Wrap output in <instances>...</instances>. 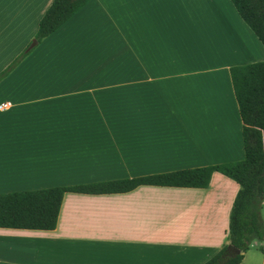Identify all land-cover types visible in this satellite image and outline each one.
I'll list each match as a JSON object with an SVG mask.
<instances>
[{
	"label": "crops",
	"instance_id": "0c3cea01",
	"mask_svg": "<svg viewBox=\"0 0 264 264\" xmlns=\"http://www.w3.org/2000/svg\"><path fill=\"white\" fill-rule=\"evenodd\" d=\"M51 2L0 0V74ZM263 61L230 0H88L0 81V194L241 161L230 69ZM238 190L214 172L204 189L65 193L53 230L0 228V264H203ZM240 264H264V240Z\"/></svg>",
	"mask_w": 264,
	"mask_h": 264
},
{
	"label": "trees",
	"instance_id": "16d2710c",
	"mask_svg": "<svg viewBox=\"0 0 264 264\" xmlns=\"http://www.w3.org/2000/svg\"><path fill=\"white\" fill-rule=\"evenodd\" d=\"M87 1L52 0L38 22L34 36L36 44L73 17ZM230 2L264 48V0ZM31 50L27 46L0 74V81ZM230 79L242 124L244 157L241 161L131 179L0 194V228L53 230L65 193H125L139 186L204 189L209 185L211 175L217 172L234 181L239 190L229 213L227 243L203 264H240L251 242L264 240V224L260 217L264 201V61L232 67ZM228 247L238 253L227 257Z\"/></svg>",
	"mask_w": 264,
	"mask_h": 264
},
{
	"label": "water",
	"instance_id": "95a60500",
	"mask_svg": "<svg viewBox=\"0 0 264 264\" xmlns=\"http://www.w3.org/2000/svg\"><path fill=\"white\" fill-rule=\"evenodd\" d=\"M35 45H36V41H33L29 48H33ZM235 253H238V251L236 249H234L232 247H228L226 256L230 257V256H232Z\"/></svg>",
	"mask_w": 264,
	"mask_h": 264
},
{
	"label": "built area",
	"instance_id": "2783aa9c",
	"mask_svg": "<svg viewBox=\"0 0 264 264\" xmlns=\"http://www.w3.org/2000/svg\"><path fill=\"white\" fill-rule=\"evenodd\" d=\"M9 106V103H4L2 105H0V109H5Z\"/></svg>",
	"mask_w": 264,
	"mask_h": 264
},
{
	"label": "rangeland",
	"instance_id": "374dc122",
	"mask_svg": "<svg viewBox=\"0 0 264 264\" xmlns=\"http://www.w3.org/2000/svg\"><path fill=\"white\" fill-rule=\"evenodd\" d=\"M33 41H35V40H33ZM33 41H32V42H33ZM32 42H31V43H32ZM31 43L29 44V47H30Z\"/></svg>",
	"mask_w": 264,
	"mask_h": 264
}]
</instances>
